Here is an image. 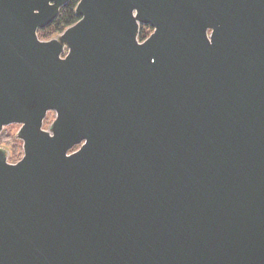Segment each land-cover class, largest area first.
Wrapping results in <instances>:
<instances>
[{"label": "water", "instance_id": "obj_1", "mask_svg": "<svg viewBox=\"0 0 264 264\" xmlns=\"http://www.w3.org/2000/svg\"><path fill=\"white\" fill-rule=\"evenodd\" d=\"M69 1L0 0V264H264V0Z\"/></svg>", "mask_w": 264, "mask_h": 264}, {"label": "trees", "instance_id": "obj_2", "mask_svg": "<svg viewBox=\"0 0 264 264\" xmlns=\"http://www.w3.org/2000/svg\"><path fill=\"white\" fill-rule=\"evenodd\" d=\"M79 0H70L64 7L61 8L57 18L54 20V22L46 27L43 30L38 31V37L41 40H46L50 37H54L58 34H60L62 31H64L69 26L75 24L79 19L74 15V9L77 5ZM151 33V29L148 26H143L140 28L138 40L143 41L145 40L148 35ZM14 125L6 127L7 130L10 128H13ZM4 132V131H3ZM3 137L2 133L0 134V138ZM13 138V137H12ZM17 140V139H16ZM16 142V141H14ZM18 146L20 143L16 142ZM2 145V144H0ZM8 149L7 146L2 145ZM9 160H12V157L15 158V160H18V156L22 155V150L19 148L18 156H13V152H11L9 149Z\"/></svg>", "mask_w": 264, "mask_h": 264}, {"label": "rangeland", "instance_id": "obj_3", "mask_svg": "<svg viewBox=\"0 0 264 264\" xmlns=\"http://www.w3.org/2000/svg\"><path fill=\"white\" fill-rule=\"evenodd\" d=\"M54 37H50V38H54ZM50 38H48V39H50ZM48 39H46V40H48ZM53 119H54V115L53 114H48V116H47V118H46V120L44 122V127L45 128L49 127L51 122L53 121ZM18 128H19V126H16V125H14L13 128H10L9 130H7L5 128L3 130L4 132H2L3 137L0 138V144L7 146L8 149L11 152H13V156H18L19 148L20 149L22 148V143L19 140H16V138H15V135H16V132H17ZM14 141L20 143V145L18 146V144L16 142H14ZM21 156L22 155H20V157L18 156L17 159L20 160ZM9 159H8V161L10 163H15V162L18 161V160H15V158H13V157H12V160H9Z\"/></svg>", "mask_w": 264, "mask_h": 264}, {"label": "flooded vegetation", "instance_id": "obj_4", "mask_svg": "<svg viewBox=\"0 0 264 264\" xmlns=\"http://www.w3.org/2000/svg\"><path fill=\"white\" fill-rule=\"evenodd\" d=\"M149 28H150V27H149ZM150 29H151V33H152V32H153V29H152V28H150ZM151 33H150V34H151ZM48 114H53V115H54V118H55V114H54L53 112H49V113H47V115H46V117H45V119H44V122H45V120H46ZM53 120H54V119H53ZM44 122H43V129H44V130H47L48 127H47V128L44 127ZM51 123H52V122H51ZM0 146H1V145H0ZM78 148H79V146L74 147L69 153L74 152V151L77 150Z\"/></svg>", "mask_w": 264, "mask_h": 264}]
</instances>
